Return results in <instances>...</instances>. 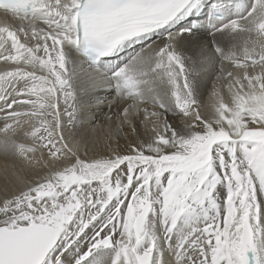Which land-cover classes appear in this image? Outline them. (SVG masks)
<instances>
[{
  "label": "snow or ice",
  "instance_id": "snow-or-ice-1",
  "mask_svg": "<svg viewBox=\"0 0 264 264\" xmlns=\"http://www.w3.org/2000/svg\"><path fill=\"white\" fill-rule=\"evenodd\" d=\"M0 14V264H264V0Z\"/></svg>",
  "mask_w": 264,
  "mask_h": 264
},
{
  "label": "bare ground",
  "instance_id": "bare-ground-1",
  "mask_svg": "<svg viewBox=\"0 0 264 264\" xmlns=\"http://www.w3.org/2000/svg\"><path fill=\"white\" fill-rule=\"evenodd\" d=\"M5 19L6 18L3 16V14H0V21H4ZM8 22L11 23L12 21L10 19H8ZM212 83H213L212 79L206 78L202 84L203 99H204L206 104L210 103L209 93L211 92V89H212ZM89 111L91 113V116H89L85 119L84 126L81 129L82 134H83L82 130H84L85 127H88V125L91 127V124L92 123L94 124V121H97V123H100L103 121L105 113L108 112L107 100L105 101V103L103 105H101L99 107L96 106L95 104H93ZM94 126H93V128H94ZM85 130H86V128H85ZM103 131L105 133L106 129H103ZM83 136H85V135H83ZM122 143H123V141H122ZM16 167H18V165ZM13 168H14V165H13V162L11 160H5L2 156H0V187H3V185L6 182V173H7V179L8 180L13 179V177H12ZM29 179H35V177H29Z\"/></svg>",
  "mask_w": 264,
  "mask_h": 264
},
{
  "label": "rangeland",
  "instance_id": "rangeland-1",
  "mask_svg": "<svg viewBox=\"0 0 264 264\" xmlns=\"http://www.w3.org/2000/svg\"><path fill=\"white\" fill-rule=\"evenodd\" d=\"M203 88V87H202ZM97 121H94V124H91V127L88 125V127H85L84 130H82L86 144L89 148V155L91 156L93 154V146L98 142V141H103L104 136L106 132L104 133L103 129L99 127H95L99 123ZM95 125V126H94ZM93 126L95 127V131L93 130ZM89 128V129H88ZM88 130V131H87Z\"/></svg>",
  "mask_w": 264,
  "mask_h": 264
}]
</instances>
